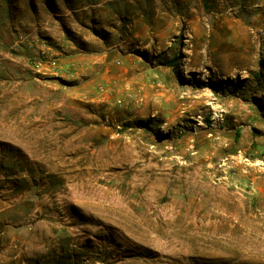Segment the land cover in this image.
Segmentation results:
<instances>
[{
  "label": "rangeland",
  "instance_id": "374dc122",
  "mask_svg": "<svg viewBox=\"0 0 264 264\" xmlns=\"http://www.w3.org/2000/svg\"><path fill=\"white\" fill-rule=\"evenodd\" d=\"M0 264H264V0H0Z\"/></svg>",
  "mask_w": 264,
  "mask_h": 264
},
{
  "label": "built area",
  "instance_id": "2783aa9c",
  "mask_svg": "<svg viewBox=\"0 0 264 264\" xmlns=\"http://www.w3.org/2000/svg\"><path fill=\"white\" fill-rule=\"evenodd\" d=\"M42 58L46 59L47 60H51L52 61V64L56 67L57 66V63L58 61L57 60H52V57L50 56L49 54V51L48 50H45V49H42Z\"/></svg>",
  "mask_w": 264,
  "mask_h": 264
},
{
  "label": "bare ground",
  "instance_id": "6f19581e",
  "mask_svg": "<svg viewBox=\"0 0 264 264\" xmlns=\"http://www.w3.org/2000/svg\"><path fill=\"white\" fill-rule=\"evenodd\" d=\"M8 254L10 255V252H6L2 255V258H4V256H8Z\"/></svg>",
  "mask_w": 264,
  "mask_h": 264
}]
</instances>
